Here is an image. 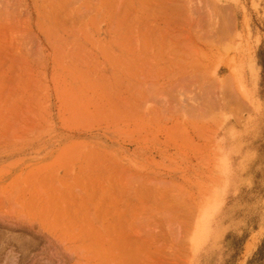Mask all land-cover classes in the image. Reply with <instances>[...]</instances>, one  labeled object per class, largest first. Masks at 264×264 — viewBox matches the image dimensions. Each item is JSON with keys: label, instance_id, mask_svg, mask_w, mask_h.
Instances as JSON below:
<instances>
[{"label": "rangeland", "instance_id": "374dc122", "mask_svg": "<svg viewBox=\"0 0 264 264\" xmlns=\"http://www.w3.org/2000/svg\"><path fill=\"white\" fill-rule=\"evenodd\" d=\"M169 1L0 0V264H264V0Z\"/></svg>", "mask_w": 264, "mask_h": 264}, {"label": "bare ground", "instance_id": "6f19581e", "mask_svg": "<svg viewBox=\"0 0 264 264\" xmlns=\"http://www.w3.org/2000/svg\"><path fill=\"white\" fill-rule=\"evenodd\" d=\"M168 1H169V0H168ZM174 1H176V0H174ZM178 1H179V0H178ZM183 1H184V0H183ZM183 1H182V2H183ZM169 2H171V0H170ZM191 2H192V3H191ZM194 2H196V0H195V1H194V0H189V3H190L189 5H191L192 7H194V5H195V4H193ZM175 3H176V2H175ZM175 3H174V4H175ZM186 3H188V0H187V1L185 0V1L183 2V4H186ZM167 4H168V3H167ZM172 4H173V0H172ZM170 5H171V4H170ZM176 5H177V4H176ZM189 5L187 4V7H189ZM191 6H190V8H191ZM196 6H197V5H196ZM170 7H171V6H170ZM190 8H189V9H190ZM197 8H198V7H197ZM190 11H191V9H190ZM195 13H196V12H195ZM191 14H192V13H191ZM190 16L193 17L194 15H190ZM197 17H198V16H197ZM193 18H194V17H193ZM191 19H192V18H191ZM195 19H196V18H195ZM197 20L199 21L198 18H197ZM202 20H203V19H202ZM208 20H209V19H208ZM198 21H196V22H198ZM196 22H195V23H196ZM189 23H190V22H189ZM195 23H194V24H195ZM198 23H199V22H198ZM198 23H196V25H198ZM200 23L203 24L202 22H200ZM201 24H200V25H201ZM192 25H193V24H192ZM200 25H198V28L201 27ZM212 28H213V27H212ZM195 29H197V27H196ZM189 30H190V28H189ZM191 30H192V29H191ZM205 30H206V29H205ZM212 30H213V29H212ZM195 31H196V30H195ZM193 32H194V31H193ZM202 32L204 33V31H201V34H200V31H199V33H197V31H196L195 33H197L196 35H200V37H201V36H202ZM211 32H212V31H211ZM195 33H194V34H195ZM203 36H205V35H203ZM200 37H199V38H200ZM206 37H207V36H206ZM187 38H188V37H187ZM197 39H198V38H197ZM203 39H204V38H203ZM180 44H181V43H180ZM180 44H179V45H180ZM181 47H182V46H181ZM182 50H183V49H182ZM180 52H182V51H180ZM175 53H177L176 50H175ZM178 53H179V50H178ZM183 53H185V51H184ZM187 54H188V53H187ZM170 56H171V55H170ZM178 58H179V57H178ZM189 59H190V58H189ZM182 60H184V59H182ZM186 61H187V60H186ZM184 62H185V61H184ZM184 62H183V63H184ZM184 64H185V63H184ZM173 66H174V65H173ZM186 66H187V65H186ZM186 66H183V67H186ZM175 67H176V66H175ZM194 79H195V78H194ZM184 82H185V81H184ZM183 84H184V83H183ZM170 96H171V94H170ZM167 104H168V102H167ZM176 197H177V196H176ZM176 197H175V198H176ZM179 199H180V198H179ZM174 200H177V199H174ZM170 203H171V201H170ZM173 203H174V202H173ZM173 203H172V204H173ZM174 205H175V203H174ZM176 205H177V204H176ZM179 207H180V206H179ZM164 208H165V207H164ZM183 208H184V207H182V209H183ZM171 209H173V208H170V207H169V208L167 209V211L169 212V210H171ZM184 209H185V208H184ZM184 209H183V210H184ZM160 210H162V209H160ZM173 210H174V209H173ZM157 211H158V210H157ZM164 211H165V210H162V211H161L162 214H161L160 211H159V213L161 214V216H162L164 213H165V214H164L163 216H165V217H166V215L168 216V213L166 214V211H165V212H164ZM176 211H177V212H178V211H181V207H180V210H176ZM185 211H186V210H185ZM182 212H183L182 214L179 213V214H181L180 216L178 215L179 217L182 216L181 218H184V219H186V218L188 219L189 217L191 218L192 215L189 216L188 214H186L187 211H186L185 213H184V211H182ZM171 214H172V213H169V217H170ZM185 214H186L187 216H189V217H186ZM175 215H177V213H176ZM178 216H177V217H178ZM169 217H166V218H169ZM171 217H172V218H171L172 221H171L170 218H169V219H164V217H163V219H161V217H160V218L158 217V219H161V220H163V221L165 220L164 222H166V220H167V222H168L171 226H176V228H179V227L182 226L183 223L181 222L182 220H181L180 218H177L176 216H174V218H173V214L171 215ZM175 217H176L178 220H177V219L175 220ZM190 218H189V219H190ZM202 218H203V217H202ZM161 220H160V221H161ZM169 220H170V221H169ZM201 221H202V222H201ZM201 221L199 222V225H198V226L195 225V226H196V232H195V234H194V236H193V238H192V239H193V243H194V245H198V244H200V243L204 240V236L207 235V232H206V224H208V223H207V222L204 223V220H201ZM167 222H166V223H167ZM195 223H196V222H195ZM184 224H185V223H184ZM189 225H191V224H189ZM191 226H193V225H191ZM191 226H190V227H191ZM170 228H171V227H170ZM182 228H183V227H182ZM191 228H193V227H191ZM179 229H180V228H179ZM188 229H189V228H188ZM171 230H172V229H171ZM181 230H182V229H181ZM181 230H179V231H181ZM183 230H184V229H183ZM191 230H192V229H191ZM173 231H174V230H173ZM188 232L190 233V231H188ZM188 232L186 231V234H187ZM205 232H206V234H205ZM175 233H176V232H175ZM190 234H191V233H190ZM190 234H189V235H190ZM176 235H177V234H176ZM180 235H181V232H180ZM183 236H184V235H183ZM186 236H187V235H186ZM175 240H176V238H175ZM138 250H140V248H137V250L135 249V251H136L137 253H138ZM136 252H135V253H136ZM149 260H152V259L149 258ZM133 264H156V263H155V261L153 262V261H147V260H146V261L144 262V260H143L142 262H140V260H139V262H138V261H135V262H133Z\"/></svg>", "mask_w": 264, "mask_h": 264}, {"label": "trees", "instance_id": "16d2710c", "mask_svg": "<svg viewBox=\"0 0 264 264\" xmlns=\"http://www.w3.org/2000/svg\"><path fill=\"white\" fill-rule=\"evenodd\" d=\"M263 66H264V64H263Z\"/></svg>", "mask_w": 264, "mask_h": 264}]
</instances>
